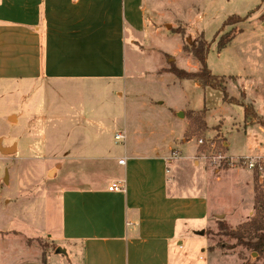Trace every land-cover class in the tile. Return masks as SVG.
I'll list each match as a JSON object with an SVG mask.
<instances>
[{
	"label": "crops",
	"instance_id": "0c3cea01",
	"mask_svg": "<svg viewBox=\"0 0 264 264\" xmlns=\"http://www.w3.org/2000/svg\"><path fill=\"white\" fill-rule=\"evenodd\" d=\"M158 7L147 0H0V84H13L17 92L27 86L34 95L28 113L15 114L13 128L23 126L31 138L25 146L17 143L15 153L53 163L54 180L60 174L54 211L37 225L59 252L44 262L41 252L27 246L28 257L13 262L5 255L6 264H221L205 235L213 216L239 226L252 215V204L243 202L234 210L240 211L238 221L229 220L236 213L215 206L208 180L203 191H194L187 172L194 154L183 157L175 147L177 136L187 143L190 122L181 132L175 129V121L186 119L180 117L184 111L164 109L161 102L158 118L150 119L146 112L154 106L131 92L141 75H169L164 70L170 67L135 71L129 82L127 49L149 41ZM261 25L262 19L255 23ZM180 51L188 72H198L200 63L183 46ZM189 81L196 90L205 88ZM55 88L83 94L87 107L75 114L73 103L79 102L66 101L69 113L57 115L60 100H46ZM187 111L203 118L202 111ZM118 134L124 139L117 141ZM258 149L264 148L248 156L260 155ZM173 150L181 158L173 159ZM114 182L124 191L111 192Z\"/></svg>",
	"mask_w": 264,
	"mask_h": 264
},
{
	"label": "rangeland",
	"instance_id": "374dc122",
	"mask_svg": "<svg viewBox=\"0 0 264 264\" xmlns=\"http://www.w3.org/2000/svg\"><path fill=\"white\" fill-rule=\"evenodd\" d=\"M149 1L159 6L152 20L154 30L144 45L136 43L137 50L143 52V55H137L132 45L127 49L129 82H133L132 79L137 76L135 71L169 68L170 62L174 60L180 69L191 71L189 61L181 54L180 48L184 45L190 47L202 38L209 43L208 68L212 75L223 79L229 99H233L234 103L225 101L220 89L205 87L196 90L189 80L179 79L171 73L162 76L141 75L133 84L131 92L138 99L154 106V110L146 112L150 119L158 118L157 110H160L161 102L164 109L184 111L186 119L175 121L178 132L183 131L186 123L190 122L189 116L192 113L187 110L202 111L206 126H190L184 137L187 143H183L182 136H177L175 144L176 149L182 151L183 157L194 154L187 170L189 182L195 185L194 191L198 192L203 191L204 182L208 180L217 197L215 206L219 204L225 212L236 213L229 219L232 222L238 221L240 211H234L238 205L251 203L253 213L247 217L249 222L256 215V194L263 190L257 185L254 176L251 180L250 171L232 161L256 153L254 151L257 147L264 148V27L255 26L257 21L264 20V0ZM235 16L245 21L237 23L235 18L225 25L230 17ZM239 29L243 30L241 34L237 32ZM231 37L235 40L220 49L219 40L227 41ZM25 87L23 91L17 92L13 84H0V264L7 263L5 255L11 256L13 262L28 257L30 254L24 250L27 246L41 252L44 262L47 254L58 252L57 246L48 242L50 233L42 231L38 234L40 230L37 225L43 224L46 212L54 211L52 199L58 190L56 184L60 174L54 180L55 170L49 169L53 163L19 159L15 153L17 143L22 147L31 139L26 137L28 132L23 126L13 128L16 123L15 114L24 111L28 113V102L31 101L28 98L34 97L28 95ZM83 97L81 93L70 96L66 90L55 88L48 92L46 100L49 104L60 100L61 108L54 111L57 115L69 113L66 101L79 102L73 103L76 114L78 108L79 112L81 108L87 107L82 101ZM243 106H248L252 112L247 120ZM225 139L229 143L228 149L224 146ZM201 140L203 144H200ZM253 144L256 146L252 150ZM38 147L36 152L42 153V146ZM11 149L12 154L6 153ZM257 152L264 155V149H258ZM37 157L42 156L39 154ZM225 170L231 171L228 174L221 173ZM20 219L26 220L27 225ZM222 223L228 229L241 226H234L219 215L213 216L212 226L205 235L211 240L212 252L217 251L215 258L218 262L264 264V254L258 256L244 245H237V241L222 230ZM11 231H21L23 235L17 234L16 237L12 233L8 234ZM33 236L43 239H29Z\"/></svg>",
	"mask_w": 264,
	"mask_h": 264
},
{
	"label": "trees",
	"instance_id": "16d2710c",
	"mask_svg": "<svg viewBox=\"0 0 264 264\" xmlns=\"http://www.w3.org/2000/svg\"><path fill=\"white\" fill-rule=\"evenodd\" d=\"M237 19V23L245 21L244 18L240 17H230L225 25L232 19ZM232 40V37L224 41L223 39L219 40V48L224 49ZM183 51L190 54L195 60H197L201 68L198 72L192 73L182 69H179L174 61L170 62V68L165 69L164 72L174 74L176 77L182 80H196L200 82L205 87H212L214 89H220L224 94V99L228 103H234L233 99H229L228 92L226 87L223 85V79H219L217 76L212 75L211 71L207 65L208 53H209V43L204 39L200 38L192 46L184 45ZM244 107L245 120L251 115V110L248 106ZM191 126L203 125L206 126V123L203 121L202 117L190 115L189 116ZM193 134V136H195ZM256 204V215L255 217L236 229H228L225 224H221L222 230L225 231V234L230 238L237 241V245H244L248 250L261 256L264 254V193H257L255 198ZM248 236H250L248 238Z\"/></svg>",
	"mask_w": 264,
	"mask_h": 264
},
{
	"label": "built area",
	"instance_id": "2783aa9c",
	"mask_svg": "<svg viewBox=\"0 0 264 264\" xmlns=\"http://www.w3.org/2000/svg\"><path fill=\"white\" fill-rule=\"evenodd\" d=\"M124 139V136L118 134L116 135V140L121 141ZM200 144H203V141H200ZM181 155L177 152L172 154L173 159L179 158ZM242 167L250 171V173L254 176L257 185L263 190L264 193V155H255V156H244L237 157L236 161H232ZM120 164H124V161H120ZM109 190L111 192H123L124 186L118 182H114Z\"/></svg>",
	"mask_w": 264,
	"mask_h": 264
},
{
	"label": "water",
	"instance_id": "95a60500",
	"mask_svg": "<svg viewBox=\"0 0 264 264\" xmlns=\"http://www.w3.org/2000/svg\"><path fill=\"white\" fill-rule=\"evenodd\" d=\"M180 117H184V114L181 113V114H180ZM12 151H13L12 149H11V150H7L6 153H8V154H12ZM4 152H5V151H4ZM221 218L223 219L224 217H221ZM58 252H59V251H58Z\"/></svg>",
	"mask_w": 264,
	"mask_h": 264
}]
</instances>
